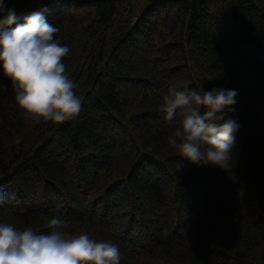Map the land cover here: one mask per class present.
Returning a JSON list of instances; mask_svg holds the SVG:
<instances>
[{
    "label": "trees",
    "instance_id": "obj_1",
    "mask_svg": "<svg viewBox=\"0 0 264 264\" xmlns=\"http://www.w3.org/2000/svg\"><path fill=\"white\" fill-rule=\"evenodd\" d=\"M42 12L81 110L25 119L0 71V222L116 243L121 264H264V0H6ZM3 16H0V20ZM236 89L232 164L190 163L160 111L171 86ZM206 111L201 108V115ZM178 119V118H177Z\"/></svg>",
    "mask_w": 264,
    "mask_h": 264
},
{
    "label": "clouds",
    "instance_id": "obj_2",
    "mask_svg": "<svg viewBox=\"0 0 264 264\" xmlns=\"http://www.w3.org/2000/svg\"><path fill=\"white\" fill-rule=\"evenodd\" d=\"M0 24L16 23L14 9L0 0ZM60 28L42 12L26 16L11 30H0V71L10 80L15 105L25 119L61 123L81 110L77 83L66 70L70 48L56 38ZM236 89L171 86L162 97L160 111L175 127L167 137L177 155L197 165L227 169L232 164L235 133L240 125L235 111ZM206 111L201 115V108ZM178 118V119H177ZM18 203L15 191L0 185V207ZM67 222L59 216L48 220V231L32 226L18 228L0 222V264H121L119 246L97 241L87 234L68 237Z\"/></svg>",
    "mask_w": 264,
    "mask_h": 264
}]
</instances>
